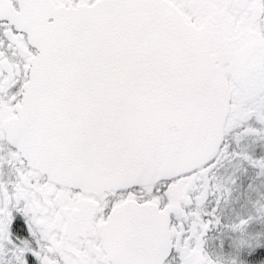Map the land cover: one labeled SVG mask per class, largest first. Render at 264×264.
Returning a JSON list of instances; mask_svg holds the SVG:
<instances>
[{
	"label": "snow or ice",
	"instance_id": "1",
	"mask_svg": "<svg viewBox=\"0 0 264 264\" xmlns=\"http://www.w3.org/2000/svg\"><path fill=\"white\" fill-rule=\"evenodd\" d=\"M0 264H264V0H0Z\"/></svg>",
	"mask_w": 264,
	"mask_h": 264
}]
</instances>
